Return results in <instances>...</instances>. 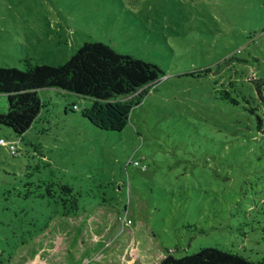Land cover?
I'll return each instance as SVG.
<instances>
[{
    "label": "rangeland",
    "instance_id": "374dc122",
    "mask_svg": "<svg viewBox=\"0 0 264 264\" xmlns=\"http://www.w3.org/2000/svg\"><path fill=\"white\" fill-rule=\"evenodd\" d=\"M88 39L165 75L120 131L83 116L89 97L55 87L39 89L46 106L24 136L0 125L17 148L0 143V264L24 241L11 264L49 262L31 238L61 210L48 195L57 181L79 195L66 218L76 264L131 263L143 229L175 256L216 246L263 258L264 0H0V66L64 63Z\"/></svg>",
    "mask_w": 264,
    "mask_h": 264
},
{
    "label": "trees",
    "instance_id": "16d2710c",
    "mask_svg": "<svg viewBox=\"0 0 264 264\" xmlns=\"http://www.w3.org/2000/svg\"><path fill=\"white\" fill-rule=\"evenodd\" d=\"M232 58L228 56L225 61ZM23 60V68L0 66V93L7 97V109L0 111V125L11 128L17 136H24L46 106L39 94L42 87L89 97L91 104L82 110L83 116L100 129L120 131L129 122L132 108L145 98L147 87L165 75L157 63L95 39L85 40L64 63H34L29 57ZM258 92L264 103L263 91L258 89ZM223 98L239 103L228 90ZM249 109L254 111V107ZM262 126L263 118L258 116V127L263 129ZM16 152L17 148L12 154ZM52 184H57L58 190L49 188L48 195L55 198L61 210L49 216L31 239L44 238L46 243L42 246V258L49 262L40 264H76L73 247L79 229L71 226L66 218L79 215V195L68 183ZM143 231L145 240H136L137 255L126 264H264V257L253 260L216 246H203L192 253L175 256L160 247L149 231ZM32 243L24 241L22 246H16L4 264H11L18 251Z\"/></svg>",
    "mask_w": 264,
    "mask_h": 264
},
{
    "label": "built area",
    "instance_id": "2783aa9c",
    "mask_svg": "<svg viewBox=\"0 0 264 264\" xmlns=\"http://www.w3.org/2000/svg\"><path fill=\"white\" fill-rule=\"evenodd\" d=\"M74 107H77V105H74ZM0 143L8 144L9 147H10L11 152H15L16 151V144H15V142H10V141L5 140L4 138H0ZM136 164H139V162L136 161ZM143 167H145V166H143ZM127 222H130V219H127Z\"/></svg>",
    "mask_w": 264,
    "mask_h": 264
}]
</instances>
